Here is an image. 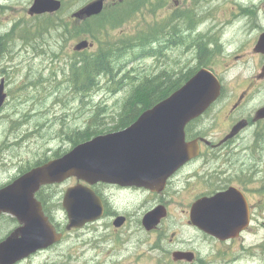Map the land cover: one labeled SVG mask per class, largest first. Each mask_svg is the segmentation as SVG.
Masks as SVG:
<instances>
[{
    "label": "rangeland",
    "instance_id": "374dc122",
    "mask_svg": "<svg viewBox=\"0 0 264 264\" xmlns=\"http://www.w3.org/2000/svg\"><path fill=\"white\" fill-rule=\"evenodd\" d=\"M60 1L63 3V10L53 14L57 22L49 26L48 30L52 33L49 37L42 34L41 40L36 37L33 43L23 42L19 38L7 44L0 41V84L5 81L8 95L5 105L0 109V177H6L13 171L18 172L19 168H29L38 160L49 158L51 161L59 158L52 157L56 152L62 154L60 157L70 152L72 148L67 137L72 136L71 130L82 129L86 120H94L92 114L98 108L114 107L112 113L107 114L114 116L108 127H115L118 120L125 119L132 113L133 106L136 105L130 104L127 111L123 108L124 103L132 89L144 77H152L166 70L174 74V77H180L198 64L196 50L187 51L185 46L176 47L160 59L146 58L127 65L111 83L102 79L101 86L93 92L84 93L85 95L78 93L70 82V61L75 53L74 47L83 40H91L64 34L65 29H60L64 28L63 24L71 21L77 11L93 0ZM129 1L132 0H108L107 13L116 12L120 8L116 7L118 4L124 5ZM170 1L159 0V8L155 11L152 5L150 8H141L123 27L112 31V36L132 34L144 29L148 23L164 18L170 25L174 24L173 27L182 28L183 36L212 35L218 39L220 53H215L209 68L222 77L226 93L238 96L247 87L253 86L252 100L244 110L253 112L261 107L264 104V81L258 80L257 76L264 65V57L255 54L253 49L264 30V0H199V10L202 12L200 16L205 19L204 24L193 31L188 30L184 24L189 9L184 14L179 10L170 13ZM32 2L33 0H0V36L11 32L16 24L22 28L30 27L32 31L36 29L37 22H29L28 11ZM157 3L158 0H154V4ZM242 4H246L244 8H254L256 11L259 9L260 18L252 23L250 18L240 17L239 8ZM46 20V16H40L43 25L38 28L43 30ZM214 47L216 46L213 45L212 48ZM97 48L96 45L91 52H95ZM126 76L130 80L125 81L122 89L114 91L117 87L115 83ZM134 77L137 79H132ZM224 102H219L202 118V122H196L193 127L213 131L217 125V131L223 133L227 129V122L224 113H219V110ZM37 113L40 121L30 124L33 115ZM120 115L123 117H119ZM253 168L257 173L256 182L260 183L264 175V163L258 168L254 165ZM69 184L68 181L64 187ZM64 187L59 195L60 201L58 198L53 199L50 206L60 216L66 215L61 199ZM59 193L60 191L56 192ZM256 230L259 231L257 235L236 242L241 248L235 256L228 258H244L242 264H264L261 218ZM214 246L215 244L210 246L205 243L201 248L202 254L211 262L215 261L212 254ZM225 247L227 245L222 244L217 251L223 255Z\"/></svg>",
    "mask_w": 264,
    "mask_h": 264
},
{
    "label": "flooded vegetation",
    "instance_id": "af4514ba",
    "mask_svg": "<svg viewBox=\"0 0 264 264\" xmlns=\"http://www.w3.org/2000/svg\"><path fill=\"white\" fill-rule=\"evenodd\" d=\"M199 6V0H171L168 11L179 10L184 14L189 9L184 24L189 21L197 25L203 18ZM253 90V86L247 87L236 96L227 94L224 89L218 102L225 101L219 113H224L227 129L221 133L216 125L213 131L201 130V127L195 131L191 124L187 128V141L199 140V155L165 182L151 183L150 187L110 182L89 184L71 177L63 184L41 187L35 198L62 238L16 264H242L244 258H228L240 250L236 242L257 235L260 218L264 233V175L260 183L256 182L257 173L253 168L264 163V120L253 122L257 109L253 112L244 110L252 100ZM131 114V121H117V124H125L124 128L111 132L125 129L141 115L134 110ZM242 120L248 121V126L236 137L226 140L233 127ZM90 121L86 120L85 127L92 123ZM31 169L19 168L18 172L0 177V189ZM68 181L69 186L64 187ZM62 187L63 195L68 188L91 190L98 198L99 213L91 221L69 229V216L57 215V211L50 208L53 199L59 200ZM231 188L236 189L244 203L242 231L230 241L223 242L195 225L192 210L198 200ZM58 191L60 193L56 194ZM156 210L159 212L148 218ZM22 227L16 215L0 214V244ZM205 243L215 244L214 262L202 254ZM222 244L227 245L223 255L217 251Z\"/></svg>",
    "mask_w": 264,
    "mask_h": 264
},
{
    "label": "water",
    "instance_id": "95a60500",
    "mask_svg": "<svg viewBox=\"0 0 264 264\" xmlns=\"http://www.w3.org/2000/svg\"><path fill=\"white\" fill-rule=\"evenodd\" d=\"M104 5L105 0L93 1L76 12L74 17L84 19L98 16L103 12ZM61 8L60 0H35L29 13L53 14ZM90 46L93 45L88 41H82L75 49L83 51ZM254 53L264 55V32L258 39ZM258 78L264 79V66ZM222 89L218 76L203 68L171 96L145 111L127 129L82 143L64 156L33 168L0 189V214L16 215L24 226L0 244V264H16L33 252L61 240L62 236L51 225L35 198L42 186L61 184L71 177H77L89 184L110 182L150 187L151 183L165 182L197 157L199 140L188 142L186 127L215 104ZM6 99L3 80L0 84V109ZM263 119L264 107L257 111L254 122ZM247 125L246 120L236 124L226 140L234 138ZM63 207L69 216V229L91 221L99 213L98 198L85 187L68 189ZM243 207L242 198L236 189L231 188L216 196L198 200L193 206L192 218L195 225L206 233L227 241L242 231ZM157 212L159 210L148 218H153Z\"/></svg>",
    "mask_w": 264,
    "mask_h": 264
},
{
    "label": "trees",
    "instance_id": "16d2710c",
    "mask_svg": "<svg viewBox=\"0 0 264 264\" xmlns=\"http://www.w3.org/2000/svg\"><path fill=\"white\" fill-rule=\"evenodd\" d=\"M150 5L154 6L152 7L153 11L157 10L159 8V0L157 5L154 4V0H132L126 2L124 5L122 3L118 4L116 7H120L121 9H117L114 13H107L109 10L105 9L99 16L84 20L73 17L69 23H62L64 28H61L60 31H64L65 29L64 34L69 33L73 37L81 36L80 38L87 37L98 46L95 52H91L94 48L80 52L75 51L74 56L71 58L70 71L72 76H70V82L73 84L74 90L83 94L93 92L101 86L103 83L102 79H105V82L109 81L111 83L116 77H119L127 65L146 58L160 59L176 47L185 46L187 51L191 49L196 50L198 64L196 67L189 69L188 73L184 76L174 77V74H170V71L166 70L152 77H144L141 79L140 84L132 89V93L127 98L123 108L128 111L130 109L128 106L135 104L136 106H133L134 113H142L143 110L158 104L170 96L194 76L200 68H207L212 59L215 58V53H220L218 39L212 35L183 36L182 28H170L171 25L166 21V18L161 21L148 23L144 29L137 30L132 34L112 36V31L123 27L138 14L141 8H150ZM243 6L239 8L240 17L250 18L252 23L260 18L259 9L256 11L254 8H244ZM52 15H44L47 17V20L46 27L43 30L41 28L43 23L40 20H36V29L41 26L36 32V29L32 31L30 27L22 29L16 26L11 32L1 36V41L7 44L19 38L23 42L33 43L32 41L36 37H39L41 40L42 34L49 37L52 34L48 30L49 26L57 22L55 16ZM185 25L190 31L196 28V25L190 24L189 21ZM101 37H104V39L101 40ZM42 39H45V37ZM213 45L216 47L212 48ZM132 79L135 80L137 78L134 77ZM129 80L130 78L126 76L115 83L117 87L114 91L122 89L125 81ZM113 109L114 107L98 108L92 114L94 120H92L91 124L84 127V129L71 130L72 136L67 137L70 143L69 146L73 148L94 136L124 128L125 124H116L113 128L108 127L110 125L108 123L112 120L111 117L114 116L107 113H112ZM123 115L119 117L122 118ZM132 118V114L125 117L129 121ZM61 155V153L56 152L52 157H60ZM48 161L49 158L38 160L31 167L42 165Z\"/></svg>",
    "mask_w": 264,
    "mask_h": 264
},
{
    "label": "bare ground",
    "instance_id": "6f19581e",
    "mask_svg": "<svg viewBox=\"0 0 264 264\" xmlns=\"http://www.w3.org/2000/svg\"><path fill=\"white\" fill-rule=\"evenodd\" d=\"M240 20H242V19H240ZM0 41H1V36H0ZM38 115H39V113L33 115V118L31 119L30 124H32V123H34V122H38V121H40L39 119H37V116H38Z\"/></svg>",
    "mask_w": 264,
    "mask_h": 264
}]
</instances>
